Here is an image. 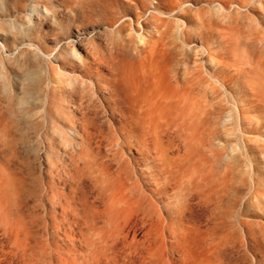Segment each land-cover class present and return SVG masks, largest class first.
Wrapping results in <instances>:
<instances>
[{"label": "rangeland", "instance_id": "374dc122", "mask_svg": "<svg viewBox=\"0 0 264 264\" xmlns=\"http://www.w3.org/2000/svg\"><path fill=\"white\" fill-rule=\"evenodd\" d=\"M0 264H264V0H0Z\"/></svg>", "mask_w": 264, "mask_h": 264}]
</instances>
